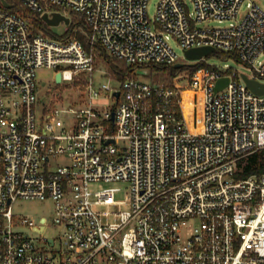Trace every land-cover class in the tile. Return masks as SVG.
I'll return each mask as SVG.
<instances>
[{
	"label": "built area",
	"instance_id": "2783aa9c",
	"mask_svg": "<svg viewBox=\"0 0 264 264\" xmlns=\"http://www.w3.org/2000/svg\"><path fill=\"white\" fill-rule=\"evenodd\" d=\"M8 1L12 8L0 1V264H264V173L240 177L264 148V94L249 88L243 72L208 62L218 50L229 53L218 57L264 82V6L190 0L188 11L184 0H160L150 19L148 0H14L17 10ZM25 7L70 23L79 13L91 49L74 35L44 34ZM171 39L184 53L214 51L182 59ZM96 45L139 68L114 77ZM177 62L193 64L168 83L136 76ZM42 67L78 86L67 106L59 93L49 102L40 96ZM223 77L229 82L216 91ZM187 87L203 93L201 128H189ZM101 181L130 185L131 209L115 213L117 222L94 209L124 203L117 187L92 192ZM19 200L51 201V218L15 214ZM50 226L58 239L35 234Z\"/></svg>",
	"mask_w": 264,
	"mask_h": 264
},
{
	"label": "rangeland",
	"instance_id": "374dc122",
	"mask_svg": "<svg viewBox=\"0 0 264 264\" xmlns=\"http://www.w3.org/2000/svg\"><path fill=\"white\" fill-rule=\"evenodd\" d=\"M159 1L160 0H148L147 11L150 19L155 18L157 14V7ZM254 1L264 6V0H254ZM184 4L188 11H193L194 8L190 0H184ZM14 9L17 10V6H15ZM246 10H247V3H244L239 18L242 17V15L246 12ZM73 16L79 17L80 14L77 13L76 15ZM227 23L228 22L219 23L218 21H212L209 24L213 26H217V25H225ZM46 26L52 33L60 36L64 35L68 28V25L65 22H61L59 25H55V26H50L48 24ZM171 45L173 46L174 50L179 54V56L182 59H185L184 58L185 53L180 42L176 39H171ZM217 52L219 53L220 51L218 50ZM215 54L208 57L209 63L223 67L226 64H228V66L237 69L239 72L250 74V71L244 64L236 61L235 59L220 58ZM260 59H264V53L260 56ZM55 69L56 68L53 69V68L42 67L37 70L36 80H37V84L41 89L39 94L42 98H46L47 102H49L52 93H56V94L59 93L65 105L67 106L69 104L68 103L69 100L75 98V95L78 93L79 89L78 86L73 87L71 82L57 83L56 79H54ZM183 69L185 70L189 68L184 67L182 68V70ZM156 72L157 71L154 70L152 73L148 75L136 74V76L142 80L154 81ZM96 76H97L96 77L97 82L105 81L104 78L98 77L99 76L98 73L96 74ZM111 83L116 84L115 82H111ZM184 107H185L189 128H198V127L201 128L203 125V93L201 91H196L193 88L187 87V93L184 96ZM118 145L120 146L125 145V141L119 140ZM59 160H62V158H60ZM107 187L119 188V190L115 193V199L124 201V203H117L110 205L107 204L95 205L94 209L100 212H110L108 216L103 217V220L105 222H117L120 219V217L115 215V213L124 212L131 209V205L128 201L129 200L128 197L131 193L130 185L129 183L123 181H115V182L101 181V182H92L90 184V189L92 192H96ZM52 209H53L52 202L47 200L46 201L19 200L13 207V211L15 214L29 216L31 218H34L35 220H38V218L41 216H47L51 218L53 213ZM35 234L39 235L40 237L47 236V237H55L56 239H58L59 228L56 226H50L47 227L43 233L41 234L35 233Z\"/></svg>",
	"mask_w": 264,
	"mask_h": 264
},
{
	"label": "trees",
	"instance_id": "16d2710c",
	"mask_svg": "<svg viewBox=\"0 0 264 264\" xmlns=\"http://www.w3.org/2000/svg\"><path fill=\"white\" fill-rule=\"evenodd\" d=\"M11 2H14L10 0ZM15 6H17V9H19L20 4L18 2H14ZM24 15L28 18V20L33 24V26L39 30H42L44 34L65 39L72 35L79 38L85 45V47L90 50L91 45L89 44V40L87 37L86 32L88 31V25L85 22V19L82 16L72 17V21L70 25L68 26V29L66 30V33L62 36L52 33L48 27L45 21H43L38 13L33 12L29 8H24ZM95 50L98 53V60L100 62H103L105 66L110 70L112 75L120 80H125L127 77L132 76L135 74V70L139 68V66L136 65H129L126 61L117 59L114 57H111L107 54V51L105 48L101 45H96ZM216 53V54H215ZM213 54L217 56H229V53L224 52H215ZM149 74L152 73L154 70H156L155 75V82L159 83H168L172 80L173 76L177 72V68L174 67H168L162 64H151L148 66ZM264 173V148L256 151L250 157L248 158L244 171L240 174V177H248L252 174H261Z\"/></svg>",
	"mask_w": 264,
	"mask_h": 264
},
{
	"label": "water",
	"instance_id": "95a60500",
	"mask_svg": "<svg viewBox=\"0 0 264 264\" xmlns=\"http://www.w3.org/2000/svg\"><path fill=\"white\" fill-rule=\"evenodd\" d=\"M0 1H1L2 5H4L7 8H12L14 6L8 0H0ZM42 19L50 26L59 25L62 21H64L66 24L70 23V18L65 17L64 15H62L59 12L54 13L52 17H50L48 14H44L42 16ZM213 51H214L213 47L204 46V47H197V48L188 49L185 51V54H186L187 58L194 60L197 58H201L203 56H208ZM186 64L192 65L193 63L192 62L191 63L177 62L174 64V67L181 68ZM138 73H140L142 75H148L149 70H147V69L139 70ZM242 76L252 91H254L257 94H264V82H261L255 78L249 77L246 73H243ZM61 80H62L61 72H58L56 75V82L60 83ZM228 82H229L228 77H223V78L219 79L217 82V85H216V91H219L222 88H224L228 84ZM109 141H113V139H111Z\"/></svg>",
	"mask_w": 264,
	"mask_h": 264
}]
</instances>
